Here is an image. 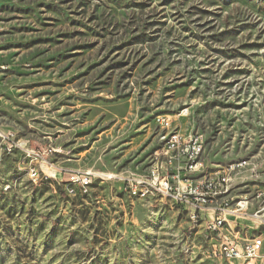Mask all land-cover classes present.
Masks as SVG:
<instances>
[{
    "label": "rangeland",
    "instance_id": "374dc122",
    "mask_svg": "<svg viewBox=\"0 0 264 264\" xmlns=\"http://www.w3.org/2000/svg\"><path fill=\"white\" fill-rule=\"evenodd\" d=\"M160 116L200 135L204 175L264 169V0H0V127L59 169L115 176L70 198L3 156L0 264H246L209 259L180 205L127 195Z\"/></svg>",
    "mask_w": 264,
    "mask_h": 264
},
{
    "label": "built area",
    "instance_id": "2783aa9c",
    "mask_svg": "<svg viewBox=\"0 0 264 264\" xmlns=\"http://www.w3.org/2000/svg\"><path fill=\"white\" fill-rule=\"evenodd\" d=\"M181 115H185L184 112ZM155 124L160 129L158 146L154 151L153 169L144 177L126 178V193L129 197L148 200V191L137 192V184H150L158 191V199L167 202H180L191 223L202 226L203 233L209 240L206 249L208 258L224 262L242 261L251 264L260 259L264 264L263 240L260 237L247 239L237 238L227 232L226 217L246 216L247 201L238 200L234 208L224 199L229 191V183L233 175L239 171H247L251 177L258 175L257 165L247 160H240V168L229 164L225 171L214 176L192 177L199 172L202 163L200 159L204 152L200 135L185 136L180 130L171 126L165 117H157ZM166 134H174V142L166 143ZM0 150H5L9 156L18 154L22 160L26 155L34 156L35 168H41V175L29 171L32 183L54 179L68 180V188H63L67 197H84L90 195L97 180L105 181L115 178L113 175L86 171H66L59 169L50 161L55 154L53 148L42 150L32 148L28 142L19 138L14 132L0 127ZM26 169V167H22ZM256 198L264 200V193L259 192ZM221 201L219 202V200ZM211 212V218L208 213ZM252 217L259 220L257 213ZM214 240V243H211Z\"/></svg>",
    "mask_w": 264,
    "mask_h": 264
},
{
    "label": "crops",
    "instance_id": "0c3cea01",
    "mask_svg": "<svg viewBox=\"0 0 264 264\" xmlns=\"http://www.w3.org/2000/svg\"><path fill=\"white\" fill-rule=\"evenodd\" d=\"M242 160H247L250 163L256 164L258 175L253 178L247 171H239L233 175V178L228 186L229 191L224 196V199L229 200L231 208H234L235 203L241 199L246 200L248 206L245 212L246 216H233L225 218L227 222L226 231L231 233L233 236L240 237L242 239L248 238L246 237L247 233L249 234V238L260 237L263 240L262 251L264 252V200L255 197V195L259 192L264 193V169H261V165L252 159ZM227 166L223 167L220 171H218V173L225 171ZM201 168V173L203 174V164ZM220 201L221 199L219 202ZM211 212L209 211L208 213L209 219L212 217ZM254 213L258 214L259 220L252 217Z\"/></svg>",
    "mask_w": 264,
    "mask_h": 264
},
{
    "label": "bare ground",
    "instance_id": "6f19581e",
    "mask_svg": "<svg viewBox=\"0 0 264 264\" xmlns=\"http://www.w3.org/2000/svg\"><path fill=\"white\" fill-rule=\"evenodd\" d=\"M174 142V134H166V143H173ZM3 156H9L5 150H0V162ZM25 163H26V173L30 181L31 178L29 177V171H34V175H41V168H35L34 163V156L33 155H26L25 156ZM65 188H68V183L65 184ZM148 191V198L153 196H158V191L155 187H150V184H137V192H146ZM177 205H180V202H174Z\"/></svg>",
    "mask_w": 264,
    "mask_h": 264
},
{
    "label": "trees",
    "instance_id": "16d2710c",
    "mask_svg": "<svg viewBox=\"0 0 264 264\" xmlns=\"http://www.w3.org/2000/svg\"><path fill=\"white\" fill-rule=\"evenodd\" d=\"M60 184V183H59ZM61 186H62V184H60ZM96 186V185H95ZM62 190H63V186H62ZM63 192H64V190H63ZM65 194V193H64ZM84 197H86V196H84ZM73 198H83V197H80V196H76V197H73Z\"/></svg>",
    "mask_w": 264,
    "mask_h": 264
}]
</instances>
